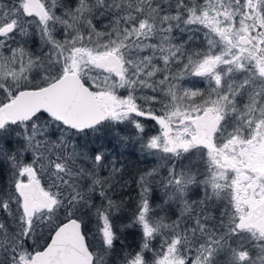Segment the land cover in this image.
Segmentation results:
<instances>
[{"label":"snow or ice","instance_id":"1","mask_svg":"<svg viewBox=\"0 0 264 264\" xmlns=\"http://www.w3.org/2000/svg\"><path fill=\"white\" fill-rule=\"evenodd\" d=\"M0 264H264V0H0Z\"/></svg>","mask_w":264,"mask_h":264}]
</instances>
